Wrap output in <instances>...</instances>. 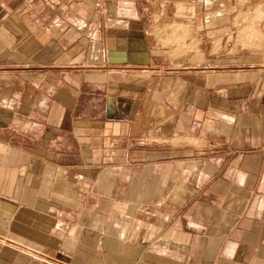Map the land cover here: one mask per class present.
I'll return each mask as SVG.
<instances>
[{
  "label": "crops",
  "instance_id": "crops-1",
  "mask_svg": "<svg viewBox=\"0 0 264 264\" xmlns=\"http://www.w3.org/2000/svg\"><path fill=\"white\" fill-rule=\"evenodd\" d=\"M236 2L0 0V264H264V36L230 41L264 11Z\"/></svg>",
  "mask_w": 264,
  "mask_h": 264
},
{
  "label": "rangeland",
  "instance_id": "rangeland-1",
  "mask_svg": "<svg viewBox=\"0 0 264 264\" xmlns=\"http://www.w3.org/2000/svg\"><path fill=\"white\" fill-rule=\"evenodd\" d=\"M236 1H237L236 3L238 4L237 11L240 10L244 12L245 15L250 14L251 12H255L257 15H259V13L264 11V0H236ZM152 22H154V24L157 27H160L161 25H163V20L161 22V20L157 18L155 20H152ZM237 26H240V24L237 23ZM241 27L242 26L238 28L239 30H237V33H233L230 36L231 42L247 45L249 44L250 40H256L257 38L260 39V38H263L264 36V33L262 34L261 32H258L256 29L253 28V26H246L245 28H241ZM189 37L190 36L188 35L183 36V43L185 47L187 44H189L187 42H190ZM209 39H210L209 36L203 35L200 37L199 40H200L201 45L203 44L207 46V44L211 42V39L210 40ZM220 39H221L220 42L223 41L222 38ZM167 41H169L168 42L169 45L175 44L176 42L175 38L171 39V37ZM164 42H166V40H164ZM177 43H180V41H177ZM181 54L182 53H180V55Z\"/></svg>",
  "mask_w": 264,
  "mask_h": 264
}]
</instances>
